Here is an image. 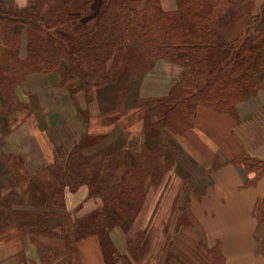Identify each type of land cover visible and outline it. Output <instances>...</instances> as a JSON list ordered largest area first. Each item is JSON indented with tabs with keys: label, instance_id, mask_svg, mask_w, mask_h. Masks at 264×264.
Masks as SVG:
<instances>
[{
	"label": "trees",
	"instance_id": "trees-1",
	"mask_svg": "<svg viewBox=\"0 0 264 264\" xmlns=\"http://www.w3.org/2000/svg\"><path fill=\"white\" fill-rule=\"evenodd\" d=\"M175 1L174 11H164L160 0H28L24 8L0 5L1 42L12 51L7 71L0 68L3 107L13 108L14 88L33 73L56 72L61 86L87 96L113 83L118 66L138 70L148 61L167 59L183 67L174 86L182 85L183 91L173 92L172 87L166 96L152 100L157 111L155 123L161 129L173 130L178 124L182 132L191 128L199 107L235 116L238 103L264 88V4L244 33L228 42L217 28L231 26L241 9L251 15L255 0ZM96 2L97 12L92 15ZM230 11L234 12L232 20L225 18L224 22L222 18ZM22 34L25 52L19 54ZM259 118L236 127V133L251 145L262 138L264 122ZM104 162H93L77 150L61 152L37 175L47 180L55 206L63 208L66 189L103 184L104 177L113 179ZM145 162L151 163V159ZM232 163L255 172V179L264 174V161L243 155ZM111 183L105 195L96 193L103 204L93 223L81 224L76 230V242L88 237L98 239L105 264H109V258L102 218L112 214L117 217L118 213L123 216L124 203L133 204L141 197L129 171L119 182ZM10 213L8 203L0 199V234L11 226ZM202 243L192 253L191 264L199 260L197 254L205 260L202 264H215L214 248ZM259 250L264 257V238ZM169 257L175 264H184L173 255Z\"/></svg>",
	"mask_w": 264,
	"mask_h": 264
},
{
	"label": "crops",
	"instance_id": "crops-1",
	"mask_svg": "<svg viewBox=\"0 0 264 264\" xmlns=\"http://www.w3.org/2000/svg\"><path fill=\"white\" fill-rule=\"evenodd\" d=\"M231 1L240 3L243 0ZM160 2L164 11L174 10L164 0ZM263 3L264 0H255L256 6ZM27 4L28 0H0V5L18 8ZM93 8L97 11V2ZM247 24L248 16L240 15L222 36L234 41L244 33ZM5 52L4 49L0 65L7 71L9 58L4 56ZM181 72L177 64L158 60L138 86L131 88L130 97L149 100L166 96ZM114 84L94 91L92 104L99 102L105 90ZM71 94L60 85L58 74L33 73L15 89L13 108L5 109L0 101V199L7 194L8 188L15 190L20 184L25 187L26 184L21 182L34 178L42 167L51 164L59 149L71 150L78 146L75 143L84 138L85 132L91 131L85 123L83 128L73 123L72 118L81 120L80 107L86 108L87 103L82 93ZM94 107L98 109L97 105ZM262 112L264 88L238 103L235 116L199 107L194 125L174 138L178 163L190 178V192L196 194L187 207L189 224L200 232L199 240L208 248L219 247L222 264H264L259 250V243L264 238V174L255 179V172L242 164L232 163L243 155L264 161V131L261 140L252 145L236 133L239 124L258 117L263 121ZM93 115L96 112L89 116ZM118 131L119 123H116L111 135ZM152 131L151 127L139 130L136 125L128 126L125 132L130 137L127 146L131 145L134 136H140V146L153 148L158 140L156 135L155 140L150 139ZM82 190L87 192L86 188ZM21 192L26 190H19L14 195ZM33 193L40 191L37 189ZM15 205L11 206L12 211ZM21 232L18 222L12 220L11 226L0 234V264H29ZM71 264H105L98 239L88 237L79 241Z\"/></svg>",
	"mask_w": 264,
	"mask_h": 264
},
{
	"label": "rangeland",
	"instance_id": "rangeland-1",
	"mask_svg": "<svg viewBox=\"0 0 264 264\" xmlns=\"http://www.w3.org/2000/svg\"><path fill=\"white\" fill-rule=\"evenodd\" d=\"M164 1L176 9L175 0ZM262 5L256 6L254 2L253 7H250L251 15L245 12L246 9H244L245 11L241 9L240 14L248 16L249 24L252 16H258ZM96 12L94 11L92 15H95ZM233 13V11L228 12L222 20L224 22L226 19L232 20ZM239 15L235 17L236 20L240 17ZM89 18L92 21L93 18ZM231 26L218 27L217 32L222 36L223 31ZM2 36L3 26L0 23V62H2L1 57L4 49L5 57L8 55L9 58L12 54V51L3 46ZM18 46L19 54H23L25 52L23 34ZM156 62L148 61L142 69L138 70L133 68L125 70L122 66H118L117 78L113 83H110H115L114 87L105 88L103 97L95 104H92L94 91L87 96L83 95V99L87 103L86 108L81 105L79 110L81 115L79 118L83 120L80 122L72 118V121L76 126L80 124L82 128L85 123L88 130L91 131L85 132L84 138L75 143L78 146L68 151L61 149L57 151L59 154L77 150L82 156L93 162L105 161L103 164L109 167V175H112V180L104 177L102 178L103 184L81 186L73 191L66 189L63 208L55 206L48 182L40 175L34 176L27 182H21L26 184L25 187L20 184L19 187L15 186V190L8 188V192L2 200L8 203L10 209L12 205L16 204L15 210H11L10 216L18 222V227L21 228L29 264H71V258L78 243L76 242V230L81 224L93 223L97 209L101 208L103 204L102 197L96 193L100 192L101 195H105L110 186L108 182L111 181V185L119 182L120 178L128 171L132 173L136 190L141 191V197L138 202L133 204L129 201L124 203L123 216L119 213L117 217L112 214L101 220V222L103 221L101 229L103 239L108 244L109 264H175L174 260L169 257L171 255L184 264H191L194 261L192 253L198 251L197 249L200 247L198 243L203 241L199 240L200 232H197L189 224L190 211L187 207L191 198L196 194L190 192L192 191L191 181L178 163L174 144L175 136L184 129L179 124L173 126V130L170 128L161 129L160 124L155 123L157 111L153 105L154 102H152L154 99L141 100L138 96L130 97L131 88L138 86L142 77L150 72ZM9 65L10 61L6 66L7 69ZM177 65L181 67V65ZM0 68L3 69L1 65ZM181 69L183 72V67ZM180 77L172 85L173 92L176 89L179 92L183 91L182 85L174 87L176 83L178 84ZM16 88L17 86L14 88V100L16 99ZM74 94L76 93L71 95L74 96ZM13 103L15 104V101ZM95 105L98 106V109L94 107ZM94 112L96 115L90 117L89 115ZM261 122L263 123L264 120ZM116 123H119V131L111 135L112 127ZM133 125H136L139 130L151 127L153 131L150 139L153 141L157 136L158 144L153 148H146L140 146L141 137L134 136L130 140L131 147H128L127 141L130 137H127L125 132L128 126L132 127ZM159 148L161 150L157 151ZM139 154H143L144 157L137 156ZM149 159H151V163L145 164V160ZM16 181L18 182V180ZM84 188L87 189V192H81ZM24 189L25 193L14 195L15 192ZM37 189L40 193H33ZM66 197L69 198L66 199ZM79 201H81L79 204H74ZM131 204L132 208L130 209ZM262 213L263 210H261ZM196 237L198 239L192 241ZM201 246L206 247V243L203 242ZM213 248L215 264H222L219 247L216 245ZM197 256L199 260L194 264H202L205 260L199 254Z\"/></svg>",
	"mask_w": 264,
	"mask_h": 264
}]
</instances>
